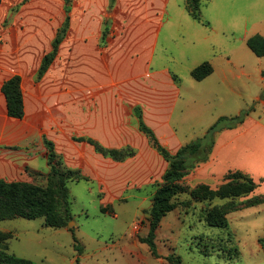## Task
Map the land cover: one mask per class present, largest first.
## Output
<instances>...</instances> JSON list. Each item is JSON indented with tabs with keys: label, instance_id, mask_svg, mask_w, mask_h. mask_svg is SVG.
Masks as SVG:
<instances>
[{
	"label": "rangeland",
	"instance_id": "rangeland-1",
	"mask_svg": "<svg viewBox=\"0 0 264 264\" xmlns=\"http://www.w3.org/2000/svg\"><path fill=\"white\" fill-rule=\"evenodd\" d=\"M187 5L114 0L110 8V0H72L67 36L38 79L65 23L66 1L1 0L5 74L24 80L27 115L50 120L43 137L63 168L87 178L67 184L73 216L66 228L0 220V232L13 236L10 254L34 264H172V255L182 264H264V203L230 213L228 229L204 219L213 206L264 197V57L247 46L253 35L264 36V0H202L201 22ZM206 62L213 74L195 80L192 71ZM138 114L171 154L200 141L209 147L156 232V256L142 240L169 164L140 131ZM81 138L135 155L119 162ZM49 172L48 156L38 157L1 166L0 179L45 186ZM236 172L255 181L254 193L210 203L191 197L202 185L218 190Z\"/></svg>",
	"mask_w": 264,
	"mask_h": 264
},
{
	"label": "trees",
	"instance_id": "trees-1",
	"mask_svg": "<svg viewBox=\"0 0 264 264\" xmlns=\"http://www.w3.org/2000/svg\"><path fill=\"white\" fill-rule=\"evenodd\" d=\"M66 1V20L62 28L58 31L52 44V51L46 54L42 60L38 79H42L58 56L59 46L67 36L70 24V9L72 0ZM114 0H110V8ZM202 0H188L187 9L189 14L199 22L200 7ZM1 6V0H0ZM105 38H103V41ZM248 48L257 56L264 57V36L255 34L247 40ZM214 69L210 63H204L194 69L192 77L197 81H202L212 75ZM2 92L7 102V114L12 119L22 120L26 116L25 100L22 89V77L15 75L6 81L2 87ZM139 112V110L137 109ZM136 111V112H137ZM139 129L149 139L153 148L156 149L168 162L169 167L164 175V184L160 187L154 197L150 210V226L143 243L148 244L151 253L158 255L157 245L155 243L156 232L163 219L176 208L174 200L180 194L186 192L181 182L189 175L191 169L208 160V148L200 142H195L183 146L176 154H171L163 147L157 139L153 130H151L143 121L141 114H138ZM221 118L215 126L210 129V133L216 130L224 121ZM79 141L86 142L94 147L95 151L105 157H110L116 161L123 162L135 155L131 148L126 149H108L103 147L97 141L91 138H81ZM43 143L47 151L48 164L50 172L46 177V185H33L23 182H7L0 179V220H13L23 218L27 220L44 219L47 227L54 229L66 228L72 219V208L70 202V192L67 186L69 181L87 180V178L78 171L64 169L62 161L58 159L55 153L54 144L43 137ZM42 176L41 173H36ZM257 184L252 178L243 175L240 172L230 174L227 182L218 190H212L207 186H199L190 192L191 197L198 202H213L219 200H237L247 197L254 193ZM264 203V197L257 199L249 204L241 205L232 202L222 206H213L205 211L204 219L211 227L228 229L229 223L227 216L233 211L242 210L245 207H253ZM105 213L106 210L103 209ZM13 238L11 233L0 232V264H34L33 262L21 259L9 253V241ZM264 249L263 240L260 241ZM76 250L82 252V248ZM169 261L172 264H182L179 256H170ZM77 264L80 259L77 258Z\"/></svg>",
	"mask_w": 264,
	"mask_h": 264
},
{
	"label": "crops",
	"instance_id": "crops-1",
	"mask_svg": "<svg viewBox=\"0 0 264 264\" xmlns=\"http://www.w3.org/2000/svg\"><path fill=\"white\" fill-rule=\"evenodd\" d=\"M1 56L2 51H0V167L19 160L30 164L35 162L38 157L46 159L47 151L43 144V128L44 123L50 122V120H45L39 114L28 116L26 113L22 120L12 119L8 116L7 102L2 87L15 75L13 73L5 74ZM23 82L22 79V89Z\"/></svg>",
	"mask_w": 264,
	"mask_h": 264
},
{
	"label": "water",
	"instance_id": "water-1",
	"mask_svg": "<svg viewBox=\"0 0 264 264\" xmlns=\"http://www.w3.org/2000/svg\"><path fill=\"white\" fill-rule=\"evenodd\" d=\"M72 223H69V226L71 225Z\"/></svg>",
	"mask_w": 264,
	"mask_h": 264
}]
</instances>
